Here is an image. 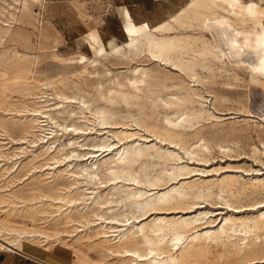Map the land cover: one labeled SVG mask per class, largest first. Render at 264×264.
I'll return each instance as SVG.
<instances>
[{"label": "bare ground", "instance_id": "6f19581e", "mask_svg": "<svg viewBox=\"0 0 264 264\" xmlns=\"http://www.w3.org/2000/svg\"><path fill=\"white\" fill-rule=\"evenodd\" d=\"M157 1L178 5L161 20L141 21L127 6L117 7L124 42L115 37L104 41L92 27L84 36L91 57L51 54L73 65L70 74L82 77L86 88L73 78L67 81L66 73L41 81L39 57L22 51H15L13 75L1 72L0 252L23 254L24 243L45 249L59 244L86 263L82 246L114 257L105 264H264V174L251 168L256 172L251 178L237 173L204 177L220 168L199 169L195 163L208 162L214 147L197 131L201 123L222 122L197 88L202 79L210 82L215 76L220 67L214 62L225 64L228 54L252 49L256 56L245 68L264 88V6L253 0L240 5L231 0ZM43 4L2 0L0 39L9 37L13 21ZM5 12L10 22L2 18ZM214 26L220 28L218 37L206 38ZM109 57L168 64L179 73H161L139 62L126 72L107 67L105 82L88 83L86 77L99 75L97 67ZM62 86L74 92L69 95ZM15 91L24 100L13 99ZM73 103L77 109H68ZM92 131L96 141H80ZM215 146L232 151L223 143ZM253 153L264 150L254 147ZM215 198L229 210L216 213L202 206ZM214 247L221 249L219 257L212 254Z\"/></svg>", "mask_w": 264, "mask_h": 264}, {"label": "rangeland", "instance_id": "374dc122", "mask_svg": "<svg viewBox=\"0 0 264 264\" xmlns=\"http://www.w3.org/2000/svg\"><path fill=\"white\" fill-rule=\"evenodd\" d=\"M11 1L12 0H8V3H11ZM133 1L137 3H148L147 9H151L149 8L150 0ZM243 1L246 3L249 2V0H231V2H233L234 4L239 5ZM253 1L258 3L259 5L264 6V0ZM0 2H2V0H0ZM174 3L175 2L169 3L170 5L167 7V9L175 10L177 6ZM118 6H124V3L120 4L119 0L118 2L116 0H44L43 6L35 5L32 10L33 15L28 14L23 18L22 21L19 22L13 21L11 27L12 30L9 34V37H6L5 40L0 39V43H2L0 44V74L1 72L6 71L8 75H13V72L15 70L14 65L17 61L15 51H22L39 57L38 64L36 66V74L41 81H46V79L49 77H55L57 75L66 73L67 75L65 76V79L67 81H70L73 78L74 81H77L79 84L83 85L82 87L86 88L85 81L82 77H80L79 79L78 77H74L70 74L75 68L73 65H64L60 62H57L52 59L51 54L53 52H56L61 56L64 55V57H67L73 56V54L77 55L81 53L91 57L92 53L88 45L84 41V36L92 27L98 28L104 41L115 37L119 43L124 42L126 40V37L124 36L122 31V20L120 17V12L117 9ZM82 10L85 13L81 12ZM134 12H136L137 14H141V12L144 13V10L135 7ZM157 12V10H152V12L147 11V14L150 13V16H153ZM4 14L5 16H2L3 20L8 19L7 22H10L11 18L9 14H7V12H5ZM219 31L220 28L218 26H214L212 28L213 34L211 32H206L205 36L208 39H213V36L218 37ZM222 46L225 47L224 43H222ZM7 49L9 50L7 51ZM249 49L250 48L242 49L240 53L242 55L240 56L236 55V53H231V55L228 54L224 58L225 64L217 61L214 62L216 63L215 66L220 67H214L215 76L209 79L210 82H205V80L202 79L201 83L203 84H198L197 86V88L200 89L203 95L207 97V105L210 110L213 111L216 116H219L222 120V122L215 126L213 125L214 120L213 123L212 121L202 122V126L197 130L204 133L205 138L214 143L212 153L208 156L209 161L207 160L208 162L206 163L195 162L197 164V168H220L221 170H219V173L211 172L203 174L204 177L237 173L243 175L245 178H251L256 174V172L249 171L251 168L261 170V172L256 175L264 174V154L253 153L254 147L259 149L260 151L264 150V88L256 85L259 79H255L254 77H252L249 71L245 68L248 61L254 60L256 56L254 51L252 49ZM249 52H251L252 54ZM244 60H246V63L242 64ZM139 62L144 64L146 67L157 69L161 73L171 72V74L174 73L175 75L179 73L176 68L168 64H160L154 61L144 62L143 60H133V62H129L126 59L124 60L109 57L108 59L102 60V64L97 67L100 74L86 77L87 82L93 84H96L99 81L105 82L109 77L105 72V69L107 67L114 72H126L129 66L137 65L139 64ZM236 62L239 63V66L236 65ZM221 66H223L224 68H222ZM4 67H6V69ZM202 74L206 76L208 73L206 71H202ZM176 81L177 80L174 78L172 80H168V83L172 84ZM195 85H197V83H195ZM61 89L66 91L65 93H69V95L74 92L73 90H68L63 86L61 87ZM87 89L92 92L91 94L95 93L91 87H88ZM45 91H47V94H50L52 92L50 88L46 89ZM11 95L13 96V99L17 98L18 100H24L20 92L15 91ZM50 97L51 96L49 95L48 98ZM50 101L53 102L55 100ZM241 106H244L243 109L241 108ZM68 109H77V105L73 103L71 104V107H68ZM240 110H245L248 112L243 111L241 114ZM59 120L62 121L61 118H59ZM72 121H75L77 124H81L77 122V119H75L74 117H69L67 119V122ZM253 121L255 123H253ZM212 131H215V134H212ZM16 134L19 135V133L17 132L13 133L14 136H17ZM95 137L96 134L94 133V131H92L91 134H87L82 137L80 141H82L83 143H90L97 140L95 139ZM66 141L67 138H64L61 140V143H64ZM216 143H223L225 145H228L232 148V151L223 153L215 146ZM238 168L241 170H239ZM200 176H202V174H200ZM100 189L104 190L105 192L110 190V188H104V186ZM256 198H259V196H257ZM250 201L251 200H246V203ZM202 206L206 209L214 210L216 213L220 211L225 213L229 210L224 204H222V201L217 198L203 203ZM51 245H54V243H51ZM48 246L50 247V245ZM54 248L59 252H65L68 255V264H105V261H114V257L104 258L99 253V251L88 249L86 246L80 247V250L81 256H86L89 259V262L87 263L80 261L78 259L79 257L75 255L73 249L66 245L63 246L58 244L55 245V247L53 246L52 249L46 248V250L43 247H39L31 243H24V252L32 254L34 253L37 255H46L47 252L49 253V251L51 253ZM213 250L214 251H212V254H214L215 257H219L221 249L219 247H214ZM3 252L5 251H2L0 253ZM230 264L249 263L239 261L232 263L230 262Z\"/></svg>", "mask_w": 264, "mask_h": 264}, {"label": "crops", "instance_id": "0c3cea01", "mask_svg": "<svg viewBox=\"0 0 264 264\" xmlns=\"http://www.w3.org/2000/svg\"><path fill=\"white\" fill-rule=\"evenodd\" d=\"M116 1L118 2V0ZM119 3H124V6H127L131 10L136 21H141L143 17L149 19H153L156 17L158 18V20L165 18L167 16L166 13L168 11L167 7L170 5L169 3L171 2H160L157 0H150V10L147 9L148 3H137L133 0H119ZM174 4H177V2H175ZM135 7L144 10V13L141 12V14L138 15L136 12H134ZM152 10L158 11L155 16H150V13L147 14V11L152 12ZM67 261L68 255L65 252H59L55 248L51 251V253L50 251L49 253L47 252L46 255H37L34 253L32 254L27 252H24L23 254L13 252L0 253V264H68Z\"/></svg>", "mask_w": 264, "mask_h": 264}]
</instances>
